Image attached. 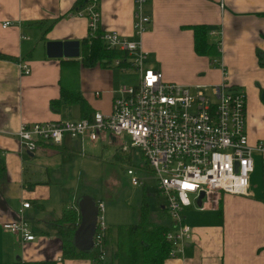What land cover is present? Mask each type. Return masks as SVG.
Returning a JSON list of instances; mask_svg holds the SVG:
<instances>
[{"label":"crops","instance_id":"1","mask_svg":"<svg viewBox=\"0 0 264 264\" xmlns=\"http://www.w3.org/2000/svg\"><path fill=\"white\" fill-rule=\"evenodd\" d=\"M78 1L0 0V53L9 56L0 59L1 262L91 264L88 256L61 255L58 222L63 210L75 209L78 194L63 200L56 170L62 165L60 159L77 154L72 141L75 146L80 141L65 137L60 145L39 144L33 152L22 154L13 135L21 122L75 120L95 111L110 112L120 85L118 70L111 63H84L80 53L76 58L47 56V42L75 40L80 51L81 42L88 38L86 19L72 13ZM98 10L100 31L133 36L134 0H98ZM143 12L149 18L139 36L145 64L159 70L164 81L190 87L219 84L225 71L228 86L245 93L249 143L264 141V0H146ZM4 20L10 24L3 28ZM200 24L220 30L223 70L194 52L191 27ZM19 62L26 64L29 73L20 72ZM61 87L79 92L87 103L85 114L74 103H50L59 98ZM116 141L111 137V142ZM31 163L42 166L39 172L31 171ZM142 196L140 192L137 204ZM23 201L29 206L22 209V216L34 238L19 244L1 223L16 220ZM131 211L133 223L135 211ZM184 212L190 237L182 254L165 258L163 264H264V181L259 155L250 174L249 194L218 192L202 208ZM116 224L128 223L118 219L107 225Z\"/></svg>","mask_w":264,"mask_h":264},{"label":"built area","instance_id":"2","mask_svg":"<svg viewBox=\"0 0 264 264\" xmlns=\"http://www.w3.org/2000/svg\"><path fill=\"white\" fill-rule=\"evenodd\" d=\"M145 3L146 0H134L131 38L99 30L98 0H83L72 12L86 19L89 39L97 36L106 49L125 53L123 61L113 59L112 66L121 71L132 68L137 74L135 84L118 86L110 112L95 111L90 117L75 120L21 122L13 135L22 154L33 152L39 144L60 145L65 137L94 143L109 134L111 143V137L128 136V146L118 141L116 145L122 155H131L137 148L145 168L157 181L156 190L164 198L169 220L164 233L170 245L167 257L172 258L182 254L190 237L183 212L195 205L194 198L200 191L207 197L217 191L249 194L255 155L261 157L264 181V141L249 143L245 93L228 86L225 71L219 84L190 87L164 81L159 70L145 64L146 52L139 44V36L149 23L143 12ZM9 24L4 20L1 27ZM210 34L218 35L220 31L212 30ZM17 66L22 74L29 73L26 64L19 62ZM125 174L131 185L140 184L141 178L133 168H126ZM28 206V202H21L18 218L1 223V228L15 235L19 244L34 238L22 216V209ZM96 207L92 250L102 261L108 251L104 243L103 202L97 201Z\"/></svg>","mask_w":264,"mask_h":264},{"label":"rangeland","instance_id":"3","mask_svg":"<svg viewBox=\"0 0 264 264\" xmlns=\"http://www.w3.org/2000/svg\"><path fill=\"white\" fill-rule=\"evenodd\" d=\"M116 69L119 73L120 84L132 85L136 83L137 74L132 68L125 71ZM190 90L194 91L193 88ZM117 141L128 146L130 139L125 134H121ZM72 142L77 154L60 159L62 165L56 170L59 182L57 191L64 201L67 202L73 199L76 193L78 195H88L94 200H98L100 197V200H104L103 217L106 224L118 219H122L123 223H131V210L135 211L134 220L135 218L137 220L138 204L136 201L140 192H143L151 219L166 223L167 218L162 216L164 210L160 208L161 205H164V198L157 193V181L153 174L144 172L141 168L144 159L137 148L132 149L131 158L130 155H122L116 143H110L109 134H105L103 140H98V144L82 141L80 145L75 146L76 142ZM115 153L119 154L118 157L114 155ZM41 167L35 163L30 165L31 171H38ZM128 167L133 168L136 175L141 177L143 186L130 184L129 176L125 174ZM53 203H56L55 198L52 199ZM189 208L194 210V208L198 209V206H190ZM185 212H183L184 216L186 215ZM164 220L165 222H163ZM107 256L108 253H106L104 259Z\"/></svg>","mask_w":264,"mask_h":264},{"label":"trees","instance_id":"4","mask_svg":"<svg viewBox=\"0 0 264 264\" xmlns=\"http://www.w3.org/2000/svg\"><path fill=\"white\" fill-rule=\"evenodd\" d=\"M82 1L79 0L75 7L80 5ZM191 28L194 52L209 57L211 65L218 67V62L221 60L220 35L213 36L214 39L210 40L209 35H211L212 28L208 25H194ZM79 53L82 62L88 64L97 63L102 66H110L111 61L117 58L122 62L125 57L124 52L106 49L97 36L83 40L80 44ZM5 58H9V56L0 53V59ZM61 101L76 104L83 114L87 110L86 101L75 89L70 90L61 87L59 98L51 100L50 103L55 105ZM88 117L90 116L88 115ZM1 173H3L2 166H0V175ZM76 211V207L70 212L63 210L58 221L62 224L59 231L61 255L63 257L88 256L91 264H163L165 258H168L170 245L164 239V233L168 229L167 222L161 223L150 218V211L143 196L138 204L136 222L107 227L104 243L107 249L109 245L111 250L109 249L107 258L102 261L96 259L93 251L80 252L73 247L71 237L73 230L78 224ZM163 216L166 217V214H163ZM0 264H53V262H24L16 259L11 262L0 261Z\"/></svg>","mask_w":264,"mask_h":264},{"label":"water","instance_id":"5","mask_svg":"<svg viewBox=\"0 0 264 264\" xmlns=\"http://www.w3.org/2000/svg\"><path fill=\"white\" fill-rule=\"evenodd\" d=\"M46 51L49 57L76 58L79 55V44L75 40L50 41L46 43ZM202 198L203 192H199L195 199L198 207ZM74 205L78 213V224L72 233V245L80 252H91L97 213L94 199L88 195H78Z\"/></svg>","mask_w":264,"mask_h":264},{"label":"bare ground","instance_id":"6","mask_svg":"<svg viewBox=\"0 0 264 264\" xmlns=\"http://www.w3.org/2000/svg\"><path fill=\"white\" fill-rule=\"evenodd\" d=\"M218 31H220V30H218ZM220 35V34H219ZM111 50V49H110ZM218 63H220V62H218ZM141 178V177H140ZM138 185H142V182H140V184H138ZM249 189V188H248ZM200 192H202V191H200ZM218 192H221V191H217V192H215V193H218ZM214 193V194H215ZM213 195V194H212ZM210 197V196H209ZM209 197H207V196H205L204 195V193H203V198L201 199V204H200V206L198 207V208H202V206H203V203H204V201L205 200H207V198H209ZM197 197H195L194 198V204L196 205V203H195V199H196ZM97 201H102V200H97ZM96 200H94V202H95V205H96V202H97ZM103 202V201H102ZM194 205V206H195ZM103 206H104V202H103ZM191 206H193V205H191ZM197 206V205H196ZM97 208V207H96ZM164 208V207H163ZM189 208V207H188ZM164 211H165V209H164ZM97 214V213H96ZM165 214H166V211H165ZM104 218V217H103ZM166 218H167V225H168V223H169V220H168V217H167V214H166ZM105 222V221H104ZM106 224V223H105ZM95 228V227H94ZM168 228H169V226H168ZM106 229H107V224H106ZM168 230V229H167ZM106 232V231H105ZM104 238H105V236H104ZM108 250V249H107ZM91 251H92V249H91ZM106 256V255H105ZM104 260V259H103Z\"/></svg>","mask_w":264,"mask_h":264}]
</instances>
